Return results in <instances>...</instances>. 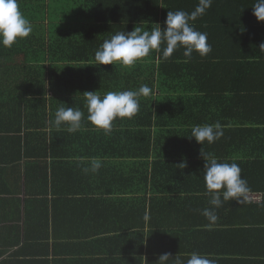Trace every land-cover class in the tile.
Wrapping results in <instances>:
<instances>
[{"label": "trees", "instance_id": "trees-1", "mask_svg": "<svg viewBox=\"0 0 264 264\" xmlns=\"http://www.w3.org/2000/svg\"><path fill=\"white\" fill-rule=\"evenodd\" d=\"M175 1L172 8L171 0H19L32 32L10 48L0 46V129L4 135L0 136L4 150L0 172L9 165L25 167L19 178H0V194L23 191L31 198L48 193L143 194L150 216L148 243L177 240L181 225H174L175 221L185 224L195 239L202 236V241H212L217 233L205 229L220 218L225 220L222 226L240 233L244 240L264 242V52L259 48L264 43V22L253 15L256 0H229L242 3L241 12L253 17L245 28L240 23L245 22V14L224 31L209 25L207 16L215 11L213 3L225 0H212L205 14L190 21L197 31L208 34L212 51L204 57L193 52L185 63L180 48L168 60L152 51L133 67L99 65L94 59L103 41L117 32H131L135 27L150 31L157 23L163 29L169 10L191 13L199 4V0ZM222 32L252 37L242 42L233 59L225 56L222 42L213 36ZM229 67L240 71V84L234 85L235 91L229 90V100L241 94L242 104L255 108L241 121L255 128L227 129L226 123L239 124L234 117L225 122L187 115L204 107L188 105L185 94L219 97L227 90L223 86L227 75L221 69L229 72ZM141 85H147L151 93L139 98L138 114L115 119L110 134L87 121L84 92L97 91L103 96L109 91H135ZM62 106L78 107L84 113L79 131L69 133L66 125L57 129L49 123ZM217 121L224 135L214 143L201 145L189 138L193 126ZM224 141L242 150L227 155V160L220 149ZM202 153L213 154L218 162L237 163L247 181L248 190L239 203L229 200L215 209V222L202 215L205 208L212 207L205 195ZM92 157L103 161L97 173L113 170L119 177L105 183L90 172L85 174L83 169ZM57 167L67 175L83 174L81 183L61 186L55 177ZM246 193L262 194L263 202H246ZM261 252L264 258V250ZM242 264L259 263L243 260Z\"/></svg>", "mask_w": 264, "mask_h": 264}, {"label": "crops", "instance_id": "crops-1", "mask_svg": "<svg viewBox=\"0 0 264 264\" xmlns=\"http://www.w3.org/2000/svg\"><path fill=\"white\" fill-rule=\"evenodd\" d=\"M170 3L172 8L176 5L175 0ZM212 7L215 11L209 12L207 21L214 30L232 28L243 14L245 22L240 23L241 26L244 24V28L245 24L253 20L250 13L241 12L243 4L240 2L225 0L213 3ZM245 34L222 32L213 36L222 42L225 56H233L234 59L243 46L242 42H248L252 37L249 33ZM221 70L227 75L223 82L227 90L214 99L203 98L204 93L185 94L188 105L194 103L204 107V110L195 108V114L188 112L187 115L202 119L217 118L225 122L234 117L239 124L226 123L227 129L255 128V125L241 123L255 108L243 105L241 94L229 100L232 96L229 92L235 91L234 85L237 87L240 84V71L236 67H229V72L227 68ZM0 136H4L1 129ZM228 136H231L230 132ZM220 149L229 160L227 155L241 151L242 147L239 150L236 144L224 141ZM3 152L0 144V158ZM24 167L23 164L1 167L0 178L5 175L19 178L24 173ZM120 167L115 166L118 169ZM90 175L106 183L118 173L109 170L108 173ZM83 176L77 173L64 174L58 167L55 172L61 186H75L81 183ZM146 213L148 205L143 194L48 193L37 198L28 197L23 191L17 195L0 194V264H155L159 256L166 252L171 253L173 258L178 253H206L216 264H242L243 260H256L264 264V258L260 257L264 242L244 240L240 233L222 226L225 221L222 218L216 225H209L205 229L217 233L216 239L212 241H202V236L199 240L195 239L185 224L175 221L174 225H181L177 229V240L164 242L154 239L148 243V222L143 219Z\"/></svg>", "mask_w": 264, "mask_h": 264}, {"label": "clouds", "instance_id": "clouds-1", "mask_svg": "<svg viewBox=\"0 0 264 264\" xmlns=\"http://www.w3.org/2000/svg\"><path fill=\"white\" fill-rule=\"evenodd\" d=\"M211 4L212 0H199V4L191 13L169 10L163 29L157 23L150 31L135 27L131 32H117L103 41L95 52L94 59L99 65L119 64L123 67H133L152 51L161 52L162 59L168 60L174 51L180 48L183 49L185 63L189 62L193 52L204 57L212 51L208 43V34L197 31L190 21L202 16ZM252 10L257 21L264 22V0H256ZM31 32V22L20 11L19 0H0V46L10 48L18 39L28 37ZM162 44L164 47L161 49ZM259 48L260 52H264V43H261ZM150 93L151 89L147 85H141L135 91H109L103 96L97 91H86L83 95L88 112L87 121L97 129L103 130L106 135L110 134L113 121L117 118L131 119L138 114L139 98L147 97ZM83 118L84 113L78 107L62 106L56 111L54 120L49 123L57 129L66 125L69 133H75L81 129ZM223 135V126L217 121L214 124L193 126L189 138H194L202 145L205 141L209 144L214 143ZM202 157L205 161L203 169L205 195L210 197L209 204L212 206L205 208L202 215L208 221L215 222L218 219L215 209L229 200L239 203V197L248 190L247 181L242 178L237 163L218 162L211 153H202ZM102 166L101 158L92 157L89 159V166L83 171L85 174L89 172L94 174ZM143 219L148 222L150 216L146 213ZM155 264H216V261L206 253H178L174 258L171 253H163Z\"/></svg>", "mask_w": 264, "mask_h": 264}, {"label": "built area", "instance_id": "built-area-1", "mask_svg": "<svg viewBox=\"0 0 264 264\" xmlns=\"http://www.w3.org/2000/svg\"><path fill=\"white\" fill-rule=\"evenodd\" d=\"M246 201L252 204H259L263 202V196L261 194L248 193Z\"/></svg>", "mask_w": 264, "mask_h": 264}]
</instances>
